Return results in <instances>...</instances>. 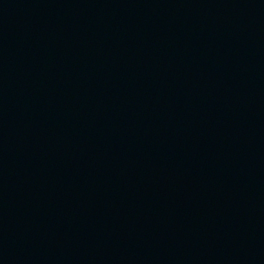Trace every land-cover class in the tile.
I'll list each match as a JSON object with an SVG mask.
<instances>
[{"label": "water", "instance_id": "obj_1", "mask_svg": "<svg viewBox=\"0 0 264 264\" xmlns=\"http://www.w3.org/2000/svg\"><path fill=\"white\" fill-rule=\"evenodd\" d=\"M0 264H264V0H0Z\"/></svg>", "mask_w": 264, "mask_h": 264}]
</instances>
